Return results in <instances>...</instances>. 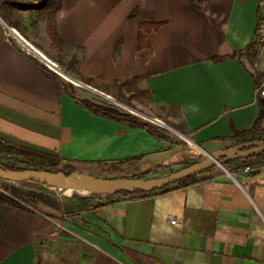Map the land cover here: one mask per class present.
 Wrapping results in <instances>:
<instances>
[{"label": "crops", "instance_id": "0c3cea01", "mask_svg": "<svg viewBox=\"0 0 264 264\" xmlns=\"http://www.w3.org/2000/svg\"><path fill=\"white\" fill-rule=\"evenodd\" d=\"M3 1L1 139L90 176L99 165L135 158L142 172L173 165L155 174L168 175L201 156L188 141L89 111L63 91L69 72L106 89L138 79L128 88L149 98L143 119L165 131L172 123L208 153L263 143L264 63L254 66L259 0H59L58 9L54 0L43 11ZM143 22L164 25L139 51ZM51 24L63 45L53 43ZM250 172L211 170L188 187L116 196L75 215L0 203V264H264V168Z\"/></svg>", "mask_w": 264, "mask_h": 264}, {"label": "trees", "instance_id": "16d2710c", "mask_svg": "<svg viewBox=\"0 0 264 264\" xmlns=\"http://www.w3.org/2000/svg\"><path fill=\"white\" fill-rule=\"evenodd\" d=\"M55 3L57 5V8H59V0H55ZM54 0H47L44 3L40 5H34V4H18L15 1L12 0H4L3 6L11 7L14 9H17L19 11H43L47 9L50 6H53ZM164 24L163 23H141L139 25V34H138V49L139 51H143L145 49H148L151 45V40L155 32H157ZM49 33L51 36V39L55 45H63V42L60 40L59 36L57 35L55 31L54 25L49 26ZM73 66V63H70V68ZM68 74H70L68 72ZM75 74L74 77L78 81L87 84L92 85L93 81L91 79H87L83 77L80 73H73ZM71 75V74H70ZM138 79H134L132 81L122 82V83H115V88L117 89V94H121L122 91L129 87V85L132 82H136ZM63 91L67 93L73 100H75L77 103L88 109L89 111L93 112L96 115L103 116L105 118L123 122L126 124H129L132 127H138L147 130L150 134L155 135L163 140H171L167 135L164 134V130L160 129L159 127L139 119L136 116H133L129 113H125L117 108H114L112 106L103 104V103H97L93 102L87 98H81L74 87V85L65 79H63ZM258 126V123H257ZM250 132H244L237 134L235 138L238 140L243 139L247 135H249ZM264 144V140H263ZM0 157L9 159L11 157H20L22 159L21 163L25 165V168H17L14 166H7L2 163H0V167L6 170L11 171H25V170H36V171H47L51 173H66L67 175H71L73 173H76V171L71 167H65L64 169H59L60 163L62 159L55 157L50 154H46L43 152H39L36 150H32L29 148L21 147L15 144H12L10 142H7L0 138ZM142 162V158H135V159H129L125 161H121L118 163L123 164H129V165H138ZM220 163L223 164L224 167L227 169L232 164H240L242 167L241 169L245 168H251L252 171L250 172L251 175H256L262 168H264V153L255 155L251 158L244 159V160H234V161H228L226 163L224 162V159L219 160ZM194 162H182L178 163L177 166H181L182 168L193 165ZM173 165H167V166H160L148 171H140L137 170L134 175L131 176L130 179L134 180H146L150 179V177L157 172L160 171H167L172 168ZM214 166V165H213ZM213 166L206 172H210L213 168ZM181 168V169H182ZM205 173V172H204ZM201 179L199 178V175L192 176L188 179L182 180L174 185L166 186L160 190L154 191V193H167L171 190L177 189V188H184L188 187L190 185H193L197 182H199ZM25 183V182H23ZM26 183H33V182H26ZM10 193L7 194L5 192H0V203L5 204L12 207H17L23 210H37L43 214H47L51 217H54L53 214L46 213L43 211L40 207V202L50 204L53 208H59V205L52 201L51 199H48L47 197L32 193V192H23L22 190H19L16 187L7 188ZM143 194L147 195L149 193H144L141 191H132V192H121L115 196H110L106 200V202H101L99 204H96L94 206L88 205L85 203H79L78 206L73 207L71 209H67L64 212L69 215H75L78 212L83 211H90L97 207L104 206L105 204L112 203V199L116 196H126L129 194Z\"/></svg>", "mask_w": 264, "mask_h": 264}, {"label": "rangeland", "instance_id": "374dc122", "mask_svg": "<svg viewBox=\"0 0 264 264\" xmlns=\"http://www.w3.org/2000/svg\"><path fill=\"white\" fill-rule=\"evenodd\" d=\"M40 53V52H39ZM42 54V53H40ZM45 56V55H44ZM47 57V56H46ZM48 58V57H47ZM63 58H65V55H63ZM66 58H68L66 56ZM50 60V59H49ZM51 61V60H50ZM61 68H64L63 65H61ZM73 67V66H72ZM58 68V67H57ZM59 70V68H58ZM74 71V69H72ZM68 75V73H67ZM73 75V73H72ZM74 76V75H73ZM74 78V77H73ZM77 80V79H76ZM67 81V80H66ZM80 82V81H79ZM82 83V82H81ZM85 86H78L77 84H73L77 94L81 98H87L93 102L97 103H103L109 106H112L114 108H117L125 113H129L133 116L138 117L141 120H144V113L149 114V98L147 95L141 92H137L136 89H129L126 87L121 94H117V89H106L99 87L97 85H87L82 83ZM89 87V88H87ZM100 93L103 94H111V95H101ZM106 96L110 97L107 98ZM143 113V114H142ZM156 114V113H155ZM145 121V120H144ZM168 122V121H167ZM170 123V122H169ZM170 130H164V132H168L170 135L174 137L170 138L174 142H182L188 141V145L192 147V149H197L200 151L201 156L198 158H194L189 160V162H199L205 158L204 153L198 149L196 146L191 145L189 140L186 138V135H184L183 130L181 128L177 127H171L175 126L172 123H170ZM161 129V128H160ZM184 144V143H183ZM186 144V145H187ZM196 147V148H195ZM22 159L20 157H11L9 159L1 158L0 157V163L7 165V166H14L17 168H25V165L21 163ZM224 167V166H223ZM223 167L221 168L220 166L214 164L212 170H218L222 171ZM240 164H232L228 168V170H233V169H241ZM227 169L226 167H224ZM248 168V167H247ZM59 169H64L62 166H59ZM181 168L178 169H173L168 171V175L180 170ZM250 171H252L251 168H249ZM137 171L136 165H129V164H123V163H108L104 165H99V172L96 173L95 176L96 178H101V179H110V180H115V179H130L132 175ZM164 173H159L157 175L154 174L153 177H164L166 175H162ZM152 177V179H153ZM11 187H16L19 190H22L23 192H32L36 194L43 195L47 197L48 199H51L55 203L59 205V208H53L51 207L50 204L47 203H42L40 202V207L43 211L49 214L53 215H69L65 213L64 211L67 209H71L73 207L78 206L79 203H85L88 205H96L101 202H105L110 195H106L104 193H98V192H86V191H75V190H58L53 187H50L45 184H39V183H23V182H10L6 180L0 179V192H5L9 194L10 192L6 190L7 188ZM81 212H78L79 214Z\"/></svg>", "mask_w": 264, "mask_h": 264}, {"label": "water", "instance_id": "95a60500", "mask_svg": "<svg viewBox=\"0 0 264 264\" xmlns=\"http://www.w3.org/2000/svg\"><path fill=\"white\" fill-rule=\"evenodd\" d=\"M46 61V59H44ZM53 69L56 67L49 61H46ZM59 72V70L56 69ZM62 75L78 86H85L81 82L72 79L68 75ZM89 88V87H87ZM104 96V94L100 93ZM107 98H110L106 96ZM264 103V101H263ZM160 124L159 121H156ZM205 155V158L191 166L184 167L176 172L159 178L134 180V179H101L90 175L73 173H51L47 171L25 170L11 171L0 167V179L10 182H33L45 184L58 190H75L86 192H98L106 195L115 196L121 192L141 191L144 193L154 192L166 186L174 185L182 180L192 176L200 175L208 171L214 164H223L219 162L224 159L223 163L234 160H244L255 155L264 153V144L260 142L246 143L237 145L222 151L208 153L198 145L194 144ZM224 170H226L223 167Z\"/></svg>", "mask_w": 264, "mask_h": 264}, {"label": "built area", "instance_id": "2783aa9c", "mask_svg": "<svg viewBox=\"0 0 264 264\" xmlns=\"http://www.w3.org/2000/svg\"><path fill=\"white\" fill-rule=\"evenodd\" d=\"M259 17H258V30L255 38V68H259L262 63H264V0H259ZM9 36V34H8ZM41 57V56H40ZM43 60L44 58L41 57ZM47 63V62H46ZM48 64V63H47ZM49 65V64H48ZM258 93L261 97L264 98V79L261 82V86L258 90ZM222 168L221 165L217 164ZM249 170V168H247ZM172 224H175L176 221H171Z\"/></svg>", "mask_w": 264, "mask_h": 264}, {"label": "bare ground", "instance_id": "6f19581e", "mask_svg": "<svg viewBox=\"0 0 264 264\" xmlns=\"http://www.w3.org/2000/svg\"><path fill=\"white\" fill-rule=\"evenodd\" d=\"M27 44V43H26ZM28 45V44H27ZM38 54L41 56V57H43L44 59H46L42 54H40L39 52H38ZM46 61H47V59H46ZM51 63V62H50ZM52 64V63H51ZM55 66V65H54ZM56 67V66H55ZM191 143V142H190ZM191 145H194L193 143H191ZM195 146V145H194ZM71 192H72V190H71Z\"/></svg>", "mask_w": 264, "mask_h": 264}]
</instances>
